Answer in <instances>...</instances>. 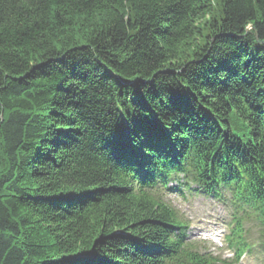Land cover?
<instances>
[{
  "label": "trees",
  "instance_id": "obj_1",
  "mask_svg": "<svg viewBox=\"0 0 264 264\" xmlns=\"http://www.w3.org/2000/svg\"><path fill=\"white\" fill-rule=\"evenodd\" d=\"M178 173L264 245V0H0V264H219Z\"/></svg>",
  "mask_w": 264,
  "mask_h": 264
},
{
  "label": "rangeland",
  "instance_id": "obj_2",
  "mask_svg": "<svg viewBox=\"0 0 264 264\" xmlns=\"http://www.w3.org/2000/svg\"><path fill=\"white\" fill-rule=\"evenodd\" d=\"M172 198L174 202L182 208V212H184L187 216L192 217L196 224L201 222L200 219L210 220L209 223L198 224L197 227L201 228L202 230H207L210 232L219 231L224 234V231H227L230 227L225 219L224 210L220 207L219 209H213V203L211 201L199 197H192L188 198L187 201H182L180 197L178 198L175 195H173ZM208 213L215 214L216 217L208 218ZM241 264L261 263L258 260L256 261L253 257L246 255Z\"/></svg>",
  "mask_w": 264,
  "mask_h": 264
}]
</instances>
